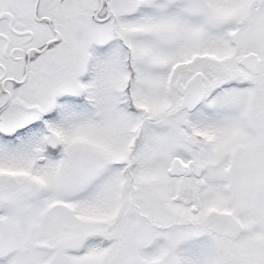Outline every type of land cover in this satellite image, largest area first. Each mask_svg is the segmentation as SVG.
Here are the masks:
<instances>
[{
  "label": "snow or ice",
  "instance_id": "obj_1",
  "mask_svg": "<svg viewBox=\"0 0 264 264\" xmlns=\"http://www.w3.org/2000/svg\"><path fill=\"white\" fill-rule=\"evenodd\" d=\"M0 264H264V0H0Z\"/></svg>",
  "mask_w": 264,
  "mask_h": 264
}]
</instances>
